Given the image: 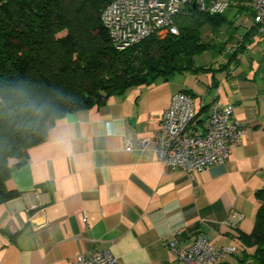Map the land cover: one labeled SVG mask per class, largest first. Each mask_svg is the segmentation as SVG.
<instances>
[{
  "label": "crops",
  "instance_id": "obj_1",
  "mask_svg": "<svg viewBox=\"0 0 264 264\" xmlns=\"http://www.w3.org/2000/svg\"><path fill=\"white\" fill-rule=\"evenodd\" d=\"M239 26L233 50L243 47L226 66L217 61L188 72L193 80L134 86L69 112L19 165L10 158L4 184L19 194L0 204V264H67L102 248L120 264H177L168 242L187 248L198 233L216 249L235 248L213 264L251 263L244 260L253 247L240 234L252 231L255 191L264 188V39L254 37L251 18ZM180 90L192 95L201 127L212 101L232 104L244 137L224 163L188 174L164 166L153 143L140 148Z\"/></svg>",
  "mask_w": 264,
  "mask_h": 264
},
{
  "label": "trees",
  "instance_id": "obj_2",
  "mask_svg": "<svg viewBox=\"0 0 264 264\" xmlns=\"http://www.w3.org/2000/svg\"><path fill=\"white\" fill-rule=\"evenodd\" d=\"M109 1L0 0V204L19 194L4 184L10 176L8 160L23 159L56 120L104 105L134 86L209 70L195 66V56L211 48L221 54L227 40L235 39L230 29L236 28L234 20L187 5L175 17L177 34L162 38L150 34L116 49L100 21ZM234 1V18L241 14L250 18L252 0ZM221 29L230 31L221 44L204 39L206 31ZM250 29L255 32L253 26ZM240 47L226 53L224 66L236 58ZM255 197L259 206L253 229L240 238L253 247L244 261L264 264V188L256 190Z\"/></svg>",
  "mask_w": 264,
  "mask_h": 264
},
{
  "label": "built area",
  "instance_id": "obj_3",
  "mask_svg": "<svg viewBox=\"0 0 264 264\" xmlns=\"http://www.w3.org/2000/svg\"><path fill=\"white\" fill-rule=\"evenodd\" d=\"M230 3L231 0H110L100 12V21L112 45L124 49L150 34L160 38L177 34L175 17L187 5L209 14H223ZM250 7L251 26L264 39V0H252ZM233 47L225 49L226 52H231ZM232 113V104L212 101L201 127L197 124L192 95L176 91L163 110L159 127L140 141V148L153 143L156 157L164 166L188 174L212 164H222L244 137V124L234 119ZM240 218L241 215L236 214L233 223ZM167 246L177 264H213L219 256L235 251L232 246L214 248L203 233H198L187 248L180 247L175 240L169 241ZM67 264L120 262L109 248H102L88 254L79 252Z\"/></svg>",
  "mask_w": 264,
  "mask_h": 264
},
{
  "label": "rangeland",
  "instance_id": "obj_4",
  "mask_svg": "<svg viewBox=\"0 0 264 264\" xmlns=\"http://www.w3.org/2000/svg\"><path fill=\"white\" fill-rule=\"evenodd\" d=\"M248 0H242V3L243 4H247ZM236 4H235V1L233 0V4L232 5H229V7L225 10V16L230 19V20H234L235 22V25H236V28H230V29H233L236 33V31L240 30V26L239 24L243 23V21H245L247 18L250 19L249 17H247L246 15H243L241 14L240 16H238L237 18H234V13L236 12ZM242 31V29H241ZM229 32L230 31H226L224 29H221L220 31H217V33L215 31H206L205 34H204V39L205 40H209L210 42H213V43H216V44H221L222 41L226 40V35L227 37L229 36ZM243 32V31H242ZM227 33V34H226ZM254 37L256 39H260L261 37L259 36V34H257L256 32H254ZM238 40V36L236 37V39L230 41V40H227V44L225 43L224 44V50L222 51V54H217L215 53V51L213 50V48H211L210 50H207V51H204V52H201L199 54H197L194 58V65L195 66H202V67H210L211 65H214L217 63V61H222L220 56L222 57V59H226V50L228 47H231L233 46L235 43L237 44V41ZM250 51V50H249ZM225 53V54H224ZM191 73H183V74H176L174 75L170 80H181L183 78H185V80H193L194 77H192V75H190ZM250 264V263H249Z\"/></svg>",
  "mask_w": 264,
  "mask_h": 264
}]
</instances>
